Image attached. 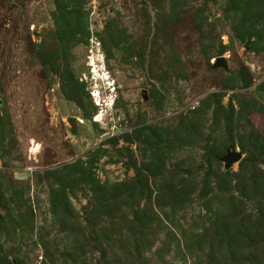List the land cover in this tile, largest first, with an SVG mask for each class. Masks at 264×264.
<instances>
[{
	"label": "rangeland",
	"instance_id": "rangeland-1",
	"mask_svg": "<svg viewBox=\"0 0 264 264\" xmlns=\"http://www.w3.org/2000/svg\"><path fill=\"white\" fill-rule=\"evenodd\" d=\"M0 264H264V0H0Z\"/></svg>",
	"mask_w": 264,
	"mask_h": 264
},
{
	"label": "bare ground",
	"instance_id": "bare-ground-1",
	"mask_svg": "<svg viewBox=\"0 0 264 264\" xmlns=\"http://www.w3.org/2000/svg\"><path fill=\"white\" fill-rule=\"evenodd\" d=\"M94 77H95V81L99 82L100 81H104L105 85H107V87H111V91H112V96L114 95L113 92L115 91V88L113 85H115V83L113 82V79L111 78L110 73L108 72L107 68H106V64H105V58L104 55L101 53V51H96L95 52V60H94ZM103 84V83H102ZM113 89V90H112ZM110 92V91H109ZM105 98V97H104ZM112 99L110 100H103L105 103L104 107H110L112 102ZM109 116V115H108ZM97 117V116H95ZM98 121H102V117L98 116ZM105 122V120H104Z\"/></svg>",
	"mask_w": 264,
	"mask_h": 264
},
{
	"label": "water",
	"instance_id": "water-1",
	"mask_svg": "<svg viewBox=\"0 0 264 264\" xmlns=\"http://www.w3.org/2000/svg\"><path fill=\"white\" fill-rule=\"evenodd\" d=\"M226 65L227 63L224 57H219L216 60V63H215L216 67H220V66L226 67ZM70 120L74 128H76L77 126L76 117H71ZM241 159H242V153L238 151H228V153L224 157H222V160L226 162L227 167H230L234 162L239 161Z\"/></svg>",
	"mask_w": 264,
	"mask_h": 264
}]
</instances>
